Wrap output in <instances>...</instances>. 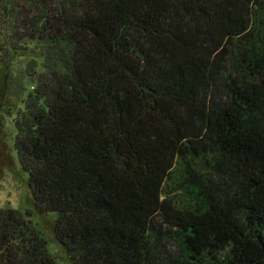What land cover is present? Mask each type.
Here are the masks:
<instances>
[{
    "label": "trees",
    "instance_id": "1",
    "mask_svg": "<svg viewBox=\"0 0 264 264\" xmlns=\"http://www.w3.org/2000/svg\"><path fill=\"white\" fill-rule=\"evenodd\" d=\"M14 149L72 264H264V0H0ZM0 264H60L0 207Z\"/></svg>",
    "mask_w": 264,
    "mask_h": 264
},
{
    "label": "rangeland",
    "instance_id": "2",
    "mask_svg": "<svg viewBox=\"0 0 264 264\" xmlns=\"http://www.w3.org/2000/svg\"><path fill=\"white\" fill-rule=\"evenodd\" d=\"M17 102L0 97V207L10 206L29 214L36 228L48 240L49 250L60 264H72L54 233L55 215L40 212L27 186L26 174L21 170L14 149L15 126L13 118Z\"/></svg>",
    "mask_w": 264,
    "mask_h": 264
}]
</instances>
